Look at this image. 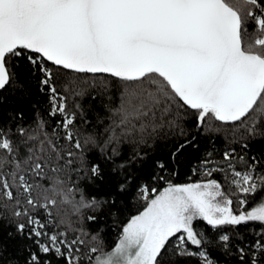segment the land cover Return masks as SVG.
Instances as JSON below:
<instances>
[{
  "label": "snow or ice",
  "instance_id": "6c2138e0",
  "mask_svg": "<svg viewBox=\"0 0 264 264\" xmlns=\"http://www.w3.org/2000/svg\"><path fill=\"white\" fill-rule=\"evenodd\" d=\"M253 142L264 0H0V264H264Z\"/></svg>",
  "mask_w": 264,
  "mask_h": 264
},
{
  "label": "trees",
  "instance_id": "16d2710c",
  "mask_svg": "<svg viewBox=\"0 0 264 264\" xmlns=\"http://www.w3.org/2000/svg\"><path fill=\"white\" fill-rule=\"evenodd\" d=\"M13 104H16L18 106V108H23L25 110V116L27 119H31L32 118V111H31V105L30 103H28L25 100H13L12 101ZM219 127H221L222 131L216 135L213 140L210 142L209 140H207L204 137H201V144H200V148L201 151H203L205 148L211 149L213 144L215 145V147L218 150H222L224 147L227 146L228 143V138H229V126L228 125H224L221 124L220 122H215ZM250 148L251 151L253 153L259 154L262 151H264V143L262 142H253L250 144ZM214 156H216L217 159H219V156L217 153H214ZM196 163V161H193V165ZM189 166H185V168L181 169V173L176 175L175 177L172 178L173 183H188V182H193L196 181L198 179H201V174L199 172H197L196 175H192V173L188 170ZM160 188H163L165 185L163 184V182H161L158 185ZM141 207V204L136 203L135 201L132 202V209L131 212L128 213V215H132L135 214L136 209ZM254 227H259L258 224H254ZM90 227H92L90 225ZM117 233H118V229L111 224V221L107 222V226L105 228L104 231V239H105V245H106V250H108L107 246H110L112 244H114V242L117 239ZM9 254L10 255H15V245H11L9 247Z\"/></svg>",
  "mask_w": 264,
  "mask_h": 264
}]
</instances>
